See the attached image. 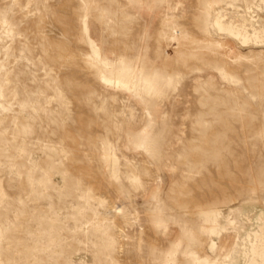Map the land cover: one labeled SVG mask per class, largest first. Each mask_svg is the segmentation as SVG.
I'll return each mask as SVG.
<instances>
[{
    "label": "rangeland",
    "instance_id": "obj_1",
    "mask_svg": "<svg viewBox=\"0 0 264 264\" xmlns=\"http://www.w3.org/2000/svg\"><path fill=\"white\" fill-rule=\"evenodd\" d=\"M264 0H0V264H246L264 220Z\"/></svg>",
    "mask_w": 264,
    "mask_h": 264
},
{
    "label": "bare ground",
    "instance_id": "obj_2",
    "mask_svg": "<svg viewBox=\"0 0 264 264\" xmlns=\"http://www.w3.org/2000/svg\"><path fill=\"white\" fill-rule=\"evenodd\" d=\"M218 30L230 35L245 46L264 44V29L259 30L251 24L234 25L217 20ZM250 248L246 253V264H264V220L261 226L248 236Z\"/></svg>",
    "mask_w": 264,
    "mask_h": 264
}]
</instances>
